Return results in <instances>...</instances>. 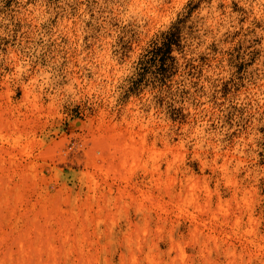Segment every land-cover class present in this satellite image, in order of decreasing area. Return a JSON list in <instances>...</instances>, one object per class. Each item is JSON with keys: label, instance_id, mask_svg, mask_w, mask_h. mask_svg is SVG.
I'll return each mask as SVG.
<instances>
[{"label": "rangeland", "instance_id": "1", "mask_svg": "<svg viewBox=\"0 0 264 264\" xmlns=\"http://www.w3.org/2000/svg\"><path fill=\"white\" fill-rule=\"evenodd\" d=\"M15 258L264 264V0H0Z\"/></svg>", "mask_w": 264, "mask_h": 264}, {"label": "bare ground", "instance_id": "2", "mask_svg": "<svg viewBox=\"0 0 264 264\" xmlns=\"http://www.w3.org/2000/svg\"><path fill=\"white\" fill-rule=\"evenodd\" d=\"M191 195H192V198H195V197H196V195H194V197H193V194H191ZM253 229L255 230V228H253ZM22 250L24 251L25 249H21V252H22ZM26 251H27V250H26ZM26 251H25V252H26ZM28 253L30 254V252H28ZM20 254H21V253H20ZM23 254H24V252H23ZM23 254H22V255H23ZM25 254H27V253H25ZM135 255H136V254H135ZM23 256H24V255H23ZM23 256H22V257H23ZM8 257H9V256H8ZM10 257H12V256H10ZM10 257H9V258H10ZM26 257L28 258V256H26ZM26 257H25V258H26ZM41 257H42V256H41ZM41 257H40V258H41ZM134 257H135V256H134ZM134 257H133V258H134ZM6 258H7V257H6ZM6 258H5V259H6ZM15 259H16V261H17L16 263H18V262H19L18 260H19L20 258H19L18 260H17V258H15ZM29 259H31V257H30ZM136 259H137V257H136ZM6 260H7V259H6ZM10 260H11V259H10ZM27 260H28V259H27ZM4 261H5V260H4ZM11 261H12V260H11ZM11 261H10V262H11ZM22 261H23V259L21 260V262H22ZM25 261H26V260H25ZM40 261H41V260H40ZM1 262H2V261H1ZM29 262H30V260H29ZM136 262H137V261H136ZM5 263H6V262H5ZM22 263H24V262H22ZM27 263H28V262H27ZM30 263H32V261H31ZM19 264H20V262H19ZM28 264H29V263H28ZM47 264H48V263H47ZM49 264H50V263H49Z\"/></svg>", "mask_w": 264, "mask_h": 264}]
</instances>
